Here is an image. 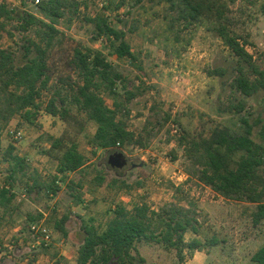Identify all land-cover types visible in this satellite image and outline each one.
Masks as SVG:
<instances>
[{
  "label": "rangeland",
  "instance_id": "rangeland-1",
  "mask_svg": "<svg viewBox=\"0 0 264 264\" xmlns=\"http://www.w3.org/2000/svg\"><path fill=\"white\" fill-rule=\"evenodd\" d=\"M72 1L80 7L77 13L67 10L58 22L62 36L50 54L40 111L32 122L18 115L0 121V193L5 189L9 201L0 206V264H77L84 227L102 233L117 206L132 210L144 201L157 210L171 202L192 206L201 230L199 235L186 234L183 260L175 250L143 240L137 248L146 263L136 264H257L252 257L264 245V221L253 223L256 206L224 198L190 178L178 143L183 137H210L216 128L242 133V119H247L254 127L252 139L264 145V92L246 98L235 89L243 66L218 36L215 21L182 18L185 13L177 0V10L168 0ZM216 2L230 31L248 43L254 63L264 68V0ZM41 3L0 0L4 14L0 52H11L16 67L27 62L25 48L36 35L34 30H22L21 18L25 13L43 18ZM97 17L126 33L135 60L116 56L112 43L89 22ZM76 49L101 52L123 75L117 84L122 95L119 118L145 146L114 148L127 159L120 170L108 163L115 153L94 143L97 126L74 101L81 83L74 63ZM127 91L136 93L130 102ZM9 93L0 81V104ZM105 98L113 107L111 97ZM53 100L58 109H66L65 118L46 112ZM11 129L22 130L24 139L15 141ZM56 138L76 142L85 157L80 171L58 174V162L47 154ZM14 169L18 171L11 179ZM36 223L52 232L50 247L30 231ZM194 239L202 246L191 253L188 245Z\"/></svg>",
  "mask_w": 264,
  "mask_h": 264
},
{
  "label": "trees",
  "instance_id": "trees-1",
  "mask_svg": "<svg viewBox=\"0 0 264 264\" xmlns=\"http://www.w3.org/2000/svg\"><path fill=\"white\" fill-rule=\"evenodd\" d=\"M168 2L172 10L178 9L175 0ZM177 2L185 13L181 15L182 18L196 21L212 17L215 21L218 36L243 66L242 73L234 81L235 89L246 98L264 92V68L254 63L253 56L247 50L248 43L242 42L241 37L230 31L216 0ZM79 7L72 0H42L40 11L43 18L31 13H25L21 18L22 30H34L36 35L35 39H28L25 48L27 62L23 66H15L11 52H0V81L7 91L10 90L5 102L0 104V121L7 122L18 115L32 122L35 114L40 111L42 93L48 85L50 54L62 36L58 22L65 17L67 10L77 13ZM3 16V8L0 7V19ZM89 22L95 25L100 36L112 43L118 58L135 60L124 31L113 28L100 17L90 19ZM74 63L81 77V83L74 91V101L81 112L97 126L94 143L110 153H116L114 148L118 145L144 147L142 139L127 128L123 118H119V98L122 95L117 91V84L123 80L120 71L101 52L76 49ZM105 95L111 97L113 107L107 105ZM125 96L130 102L136 93L127 91ZM46 112L54 117L65 118L66 109H58L53 100L48 104ZM242 122V133L233 132L229 128H216L210 137H183L178 143L186 155V174L224 198L255 205L252 219L255 225H259L264 221V145L252 139L253 125L247 119H242ZM47 154L58 162L57 171L60 175L78 172L85 166V157L79 152L75 141L67 143L63 138H56ZM17 165L25 169L18 160ZM17 171L14 169L11 179ZM32 186L38 187V184ZM6 193L5 189L0 193V206H6V202H9ZM113 213L104 232L92 226L83 228L85 237L77 264L146 263L137 248V244L143 240L155 241L175 250L183 260L186 234L193 232L199 235L201 230L196 210L190 205L186 207L176 202L165 204L158 210L146 201L135 205L132 210L119 205ZM58 228L67 236L62 226ZM201 246L202 243L194 239L188 249L193 253L200 250ZM252 260L264 264V245Z\"/></svg>",
  "mask_w": 264,
  "mask_h": 264
},
{
  "label": "built area",
  "instance_id": "built-area-1",
  "mask_svg": "<svg viewBox=\"0 0 264 264\" xmlns=\"http://www.w3.org/2000/svg\"><path fill=\"white\" fill-rule=\"evenodd\" d=\"M37 3H39V0H37ZM9 134L15 141L20 142L24 139V132L22 130L11 129L9 131ZM30 231L39 238V240L44 244L46 248L50 247L53 243V234L43 225V223H36L31 225ZM51 264L57 263L56 261H53V263Z\"/></svg>",
  "mask_w": 264,
  "mask_h": 264
},
{
  "label": "water",
  "instance_id": "water-1",
  "mask_svg": "<svg viewBox=\"0 0 264 264\" xmlns=\"http://www.w3.org/2000/svg\"><path fill=\"white\" fill-rule=\"evenodd\" d=\"M109 165L113 169H122L127 165V159L122 153H115L109 157Z\"/></svg>",
  "mask_w": 264,
  "mask_h": 264
},
{
  "label": "crops",
  "instance_id": "crops-1",
  "mask_svg": "<svg viewBox=\"0 0 264 264\" xmlns=\"http://www.w3.org/2000/svg\"><path fill=\"white\" fill-rule=\"evenodd\" d=\"M109 188H113V187H109ZM4 207V206H3ZM0 228H3L2 226L0 227ZM1 232V231H0ZM0 237H1V235H0ZM1 255H2V252H0V257H1Z\"/></svg>",
  "mask_w": 264,
  "mask_h": 264
}]
</instances>
